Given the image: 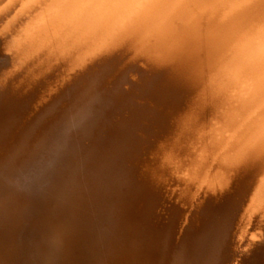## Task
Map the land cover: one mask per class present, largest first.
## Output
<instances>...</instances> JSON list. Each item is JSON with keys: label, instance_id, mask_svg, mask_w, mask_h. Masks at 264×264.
Here are the masks:
<instances>
[{"label": "bare ground", "instance_id": "obj_1", "mask_svg": "<svg viewBox=\"0 0 264 264\" xmlns=\"http://www.w3.org/2000/svg\"><path fill=\"white\" fill-rule=\"evenodd\" d=\"M0 264H264V0H0Z\"/></svg>", "mask_w": 264, "mask_h": 264}]
</instances>
